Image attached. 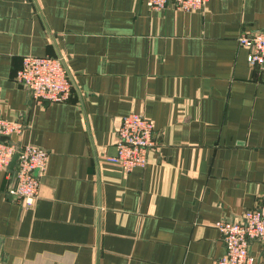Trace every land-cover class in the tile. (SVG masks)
Wrapping results in <instances>:
<instances>
[{
  "label": "crops",
  "instance_id": "crops-1",
  "mask_svg": "<svg viewBox=\"0 0 264 264\" xmlns=\"http://www.w3.org/2000/svg\"><path fill=\"white\" fill-rule=\"evenodd\" d=\"M264 0L201 10L146 0H0V117L7 137L49 153L30 208L0 171V264H213L220 219L264 198V65L242 33ZM24 55H60L68 101L37 103L16 79ZM153 122L144 166L111 162L128 113ZM253 264H264L253 242Z\"/></svg>",
  "mask_w": 264,
  "mask_h": 264
},
{
  "label": "built area",
  "instance_id": "built-area-1",
  "mask_svg": "<svg viewBox=\"0 0 264 264\" xmlns=\"http://www.w3.org/2000/svg\"><path fill=\"white\" fill-rule=\"evenodd\" d=\"M207 1L146 0V3L150 9H162L170 5L179 11H194L203 9ZM237 40L249 49L250 65H264V29L242 33ZM15 79L37 103H61L68 101L71 95L72 84L59 55H24ZM21 129L22 125L17 121L0 117V171H5L11 180L6 193L18 198L23 207L30 208L38 197L39 175L45 171L49 152L35 144L15 145L7 140L8 136L19 133ZM155 145L153 122L140 113L131 112L121 118L115 130L116 153L108 159L130 171L135 166L147 163ZM14 155L17 157L11 168ZM215 225L219 229L225 252L213 264H253L254 257L250 253L253 242L260 244L264 257V198L235 219H220Z\"/></svg>",
  "mask_w": 264,
  "mask_h": 264
},
{
  "label": "water",
  "instance_id": "water-1",
  "mask_svg": "<svg viewBox=\"0 0 264 264\" xmlns=\"http://www.w3.org/2000/svg\"><path fill=\"white\" fill-rule=\"evenodd\" d=\"M60 56V55H59ZM63 64H64V67H65V63H64V61H63ZM65 69H66V67H65ZM66 72H67V74L69 73L68 71H67V69H66ZM68 77L70 78V74H68ZM71 79V78H70ZM70 81H72V80H70ZM3 139L4 138H6V137H2ZM16 157H17V155H14L13 156V159H12V161H11V164H10V167L11 168H13L14 167V164H15V161H16Z\"/></svg>",
  "mask_w": 264,
  "mask_h": 264
}]
</instances>
